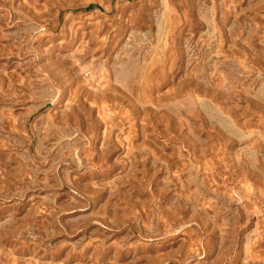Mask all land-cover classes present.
Segmentation results:
<instances>
[{"label":"rangeland","instance_id":"rangeland-1","mask_svg":"<svg viewBox=\"0 0 264 264\" xmlns=\"http://www.w3.org/2000/svg\"><path fill=\"white\" fill-rule=\"evenodd\" d=\"M0 264H264V0H0Z\"/></svg>","mask_w":264,"mask_h":264}]
</instances>
